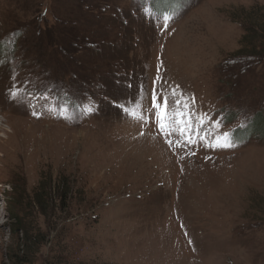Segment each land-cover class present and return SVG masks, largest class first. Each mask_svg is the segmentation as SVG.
<instances>
[{"label":"rangeland","instance_id":"374dc122","mask_svg":"<svg viewBox=\"0 0 264 264\" xmlns=\"http://www.w3.org/2000/svg\"><path fill=\"white\" fill-rule=\"evenodd\" d=\"M157 1L0 0V264H264V0Z\"/></svg>","mask_w":264,"mask_h":264},{"label":"trees","instance_id":"16d2710c","mask_svg":"<svg viewBox=\"0 0 264 264\" xmlns=\"http://www.w3.org/2000/svg\"><path fill=\"white\" fill-rule=\"evenodd\" d=\"M143 1H144L143 3H145V5H146V0H143ZM156 3H158V1L153 0V5H155V7H159V5L157 6ZM98 6L99 5H97L96 7H98ZM99 21L100 20H98L96 23H99ZM76 26L79 30H77L74 27H71L68 30H65V33H63V38H62L63 44L61 45V47H63L64 50L61 52L62 57L67 59L68 61H75L77 63L80 59L83 58V54H81V57H80V54H77V51H79L81 53V50L84 47H86L85 49L87 52L86 51L85 52L87 55L89 54L88 66L89 65L94 66L96 64H99V66H101L100 63L105 61L107 58L105 59L104 56H102V55L97 57L95 54H96V52H99L102 48L100 41H103L104 43H106L108 45V47L109 46L111 47L110 42L113 44V41H111V35L110 36L108 35V33H109L108 31L97 32L98 30H96L97 36L94 37V36L88 34L89 28L87 26V23H86L85 28H82L80 23L76 24ZM78 31L80 32V35H79V33H77ZM103 37L106 38V41H105V39H103ZM128 40H129V38H128ZM123 45H124V41L120 40L117 44L113 45V49H116V47H117L120 50L123 47ZM92 47H94V48H92ZM261 47H262V49L264 48V44L262 42H260L259 48H261ZM99 48H100V50H99ZM109 53H110V50H109ZM128 57H129V55H128ZM97 58L99 60V63H97V61H96ZM101 58H102V61H101ZM121 58L123 60L125 59V57H123V56H121ZM113 59H114L113 61H115V58H113ZM104 63L105 62H103V64ZM139 64H140V62L136 61L135 57H131V60L126 65H124L122 67V69L133 70L136 74V69L139 66ZM88 69H89V67H88ZM262 120L263 119L259 120V115H257V114L253 117L252 120H250L249 124L246 126V129L247 128L249 129V134L252 133L255 135H259V136L264 134V122H262L261 125H259V121L261 122ZM237 129L235 130V133H236ZM107 264H109V263H107Z\"/></svg>","mask_w":264,"mask_h":264},{"label":"snow or ice","instance_id":"6c2138e0","mask_svg":"<svg viewBox=\"0 0 264 264\" xmlns=\"http://www.w3.org/2000/svg\"><path fill=\"white\" fill-rule=\"evenodd\" d=\"M171 19V16L165 15L164 16V23L167 24L168 20ZM173 96H177L176 90L173 89L172 92ZM11 95L15 97L17 93L15 91L11 92ZM157 97L153 95V107L157 109L156 112V119L158 121L159 127L165 134H169L173 130H177L181 132V135L184 136L186 139H189L190 143H193L188 136L187 133L192 130L194 127L192 123V114L190 112V105L188 101H181L180 99H175L173 101L174 107L172 109L169 108V101L168 96L165 95L163 97V104L156 103ZM134 117L137 119L142 118L137 116L135 112L132 113ZM183 117V119H182ZM196 119L202 124L205 120L209 119L207 114H201L200 116L196 117ZM219 123V122H217ZM198 129L199 124L195 125ZM171 143V141H169ZM209 146H219V147H231V141L229 138V134H223V137H218L214 144Z\"/></svg>","mask_w":264,"mask_h":264},{"label":"clouds","instance_id":"9594fccd","mask_svg":"<svg viewBox=\"0 0 264 264\" xmlns=\"http://www.w3.org/2000/svg\"><path fill=\"white\" fill-rule=\"evenodd\" d=\"M230 139L232 140V135L230 136Z\"/></svg>","mask_w":264,"mask_h":264},{"label":"bare ground","instance_id":"6f19581e","mask_svg":"<svg viewBox=\"0 0 264 264\" xmlns=\"http://www.w3.org/2000/svg\"><path fill=\"white\" fill-rule=\"evenodd\" d=\"M11 132H13V130L11 131ZM14 148V147H13ZM16 152V151H15Z\"/></svg>","mask_w":264,"mask_h":264}]
</instances>
